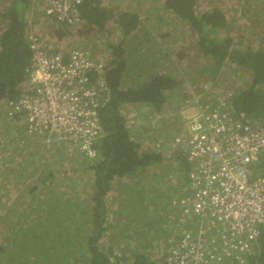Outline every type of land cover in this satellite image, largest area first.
I'll use <instances>...</instances> for the list:
<instances>
[{
	"label": "trees",
	"instance_id": "16d2710c",
	"mask_svg": "<svg viewBox=\"0 0 264 264\" xmlns=\"http://www.w3.org/2000/svg\"><path fill=\"white\" fill-rule=\"evenodd\" d=\"M205 4L84 0L83 20L99 32L111 54L106 74L110 100L100 111L105 136L96 145L99 157L93 161L82 155L89 161L79 158L61 168L64 155L76 153L66 146L59 151L60 145L49 150L41 145L37 152L27 146L35 136H23L19 118L2 119L3 129L23 131L11 139L16 145L6 153L8 143L0 145V150L6 148L0 160L7 162L0 163V264H169L168 247L184 222H178L181 215L172 203L188 194L191 164L182 154L168 158L143 151L123 108L146 106L162 113L168 101L170 107L174 100H186L181 88L188 93L194 85L229 75L231 85L243 84L231 87L235 118L264 126V0H209L207 9ZM33 6L32 0H0V104L22 93L31 64L27 18ZM239 33L249 35L248 45ZM57 34L64 35V29ZM191 57L201 66L183 72ZM197 75L195 84L192 77ZM162 129H157L156 139L165 137ZM27 161L37 166L31 172L38 188L18 195L22 179L33 184L22 172ZM5 166L11 168L8 176L20 179L13 184L16 200L10 201L9 191H4L9 187L2 182L7 177L1 178ZM70 173L76 175L74 181ZM254 173L264 176V162ZM35 200L42 205L32 209L29 204ZM247 264H264V227Z\"/></svg>",
	"mask_w": 264,
	"mask_h": 264
},
{
	"label": "built area",
	"instance_id": "2783aa9c",
	"mask_svg": "<svg viewBox=\"0 0 264 264\" xmlns=\"http://www.w3.org/2000/svg\"><path fill=\"white\" fill-rule=\"evenodd\" d=\"M32 1L27 18L31 64L21 95L0 104V118H19L26 134L42 139L44 149L65 145L96 161L97 142L105 136L100 111L110 100V51L84 22V0ZM233 94V88L218 90L211 81L191 87L179 110H150L144 121L153 133L167 116L180 118L183 132L171 145L165 137L156 139L157 133L136 140L143 151L168 158L182 154L191 164L188 194L172 203L181 215L178 222H184L169 248V264H247L258 248L264 176L254 168L264 162V126L235 118Z\"/></svg>",
	"mask_w": 264,
	"mask_h": 264
},
{
	"label": "rangeland",
	"instance_id": "374dc122",
	"mask_svg": "<svg viewBox=\"0 0 264 264\" xmlns=\"http://www.w3.org/2000/svg\"><path fill=\"white\" fill-rule=\"evenodd\" d=\"M203 4L204 3H206L207 1H209V0H200ZM153 15H154V11H153ZM117 33L118 32H116V35H117ZM250 35H252L251 33H249ZM238 35H244L245 37H246V41H245V43L248 45L249 43H250V40H249V35L247 34H238ZM170 40L171 41H173V38H171L170 37ZM177 50V49H176ZM170 59V61L172 60V59H175V57H173V55H172V57H170L169 58ZM201 66V64H200V61L198 60L197 61V59L196 58H193L192 59V57L189 59V66H185V69L183 70V72H185V70L187 71L188 69H189V67H191V70H193V71H196L199 67ZM175 69H177L175 66H173ZM229 76V75H228ZM228 76L227 75H223V76H221L220 78H218V81L217 82H215V84H216V87H217V89L218 90H223V91H225L226 89H228L227 87H229L230 86V88L233 86V87H239V86H242L243 84H242V82L241 81H236L235 82V85H231L230 83H231V79H228ZM193 78V81H197L195 84H198V82H199V80H198V78H199V76L197 75V76H193L192 77ZM240 80H241V78H240ZM197 87L198 85H194V87ZM187 91V90H186ZM186 91L183 89V88H181V91L180 92H182L183 93V95L186 93ZM177 101H179V100H174V101H172V103L173 104H171V106L174 108V110H179V108L181 107L180 105L181 104H184V102H177ZM169 102V101H168ZM167 107L166 106V108L164 109V111H168V110H171L172 109V107ZM172 115H169V116H167L168 117V119L166 118V119H164L161 123L163 124V129L162 130H165V138H166V143L167 144H172V141L174 140V137L176 136V135H178V134H182V132H183V130H182V128L180 127V118H176V119H172V117H171ZM4 121V120H3ZM2 121V119L0 118V123H1V125H0V138H1V140H0V145L2 144V143H10V141H11V139H17V135L18 136H21V133H22V131H20L19 129H17V130H14V129H12V127H11V129L10 128H8V129H6V128H2L3 127V125L5 124V122H3ZM156 132H158V130H156L155 132H153V133H148L147 135L149 136V134L151 135V136H154L155 135V133ZM147 133V132H146ZM154 139V138H153ZM7 144V149L6 148H2L1 150H0V152H4L3 150L4 149H6L5 150V153L7 152V151H9L10 150V148H14V146L16 145V142H14V143H10L9 145ZM15 150V149H14ZM72 153V152H71ZM81 158V160L85 163L86 162V160H88V159H85V158H83V157H81L82 155H79V154H77L76 153V155L74 156V154L72 155V156H69V155H64V157H63V161H65V162H63V163H60V167L61 168H65V166L67 165L66 163H73V162H78L79 161V158ZM84 156V155H83ZM4 158V157H3ZM78 159V160H77ZM3 160V162L6 164L7 162H5V159H2ZM2 160H0V163H2ZM89 161V160H88ZM12 164H14V163H12ZM16 164H20L19 162H18V160L16 161ZM25 167H26V171H22L24 174H26V176L25 177H28V176H31V178H30V180L33 182V184L32 183H30V181L29 182H25V180L24 179H22V181H21V185H22V190L23 191H19V193H18V195L19 194H21V193H24L25 195H28V193L32 190V188H38L37 186H36V184L38 183H34V181L32 180L35 176L32 174V172H31V169H33L36 165H34L33 163H32V161H31V163H29L28 161L25 163ZM84 165V164H83ZM6 167V166H5ZM37 167V166H36ZM59 170H61L60 168H58ZM11 171V168H8V167H6V171L3 173V174H5L6 176H2L1 178H4V177H7V179H2V182H4V183H6V184H8L9 185V187H4V191H9V193L8 194H6V195H9L8 197H9V199H10V201H11V199H14V200H16L15 199V197H14V194L16 193V191H17V188L15 187V186H13V184L16 182V181H18V180H20V179H18V180H16V178H14L13 176H8V172H10ZM38 172H39V170H37ZM62 171V170H61ZM79 172H81L83 175H85V171L84 170H78ZM6 173H8V174H6ZM170 174V173H169ZM80 175V174H79ZM81 176V178H82V182H84L87 186H88V182H87V180H86V178H85V176H83L82 177V175H80ZM171 178H172V176H170ZM68 178H70V179H72V181H74L77 177H76V175H71V173H70V175L68 176ZM173 179V178H172ZM71 181V182H72ZM70 184H67L66 185V187H68ZM41 202H39L38 200H35V202H31L29 205L30 206H32V209H36L35 207H40L42 204H40ZM29 211H31V210H29ZM26 219V218H25ZM171 226V225H170ZM152 235H154L153 233H152ZM166 237H167V235L166 236H163L162 237V239L163 240H166ZM169 241H170V237H169ZM162 242V241H161ZM152 245H153V243L151 244V247H152ZM165 245V244H164ZM150 247V248H151ZM168 249H169V247H168Z\"/></svg>",
	"mask_w": 264,
	"mask_h": 264
},
{
	"label": "crops",
	"instance_id": "0c3cea01",
	"mask_svg": "<svg viewBox=\"0 0 264 264\" xmlns=\"http://www.w3.org/2000/svg\"><path fill=\"white\" fill-rule=\"evenodd\" d=\"M209 1L206 2L205 7L207 9V3ZM214 2L209 3L211 5H213ZM170 31V30H168ZM117 36H119V31H117ZM187 98V94H184V99ZM170 105V101L168 102V107ZM123 114H125L124 116L127 117V124L129 129L131 130V133L133 135V137L135 136L136 138L134 140H138L139 138H141L144 134V128L148 127V125L144 122L146 121L149 117H150V109L149 107L146 106H135V105H126L123 108L122 111ZM127 113V114H126ZM131 113V114H130ZM133 113V114H132ZM133 117H132V116ZM129 116V117H128ZM23 131V130H21ZM151 131H153L150 127H148L147 131L148 133H150ZM23 136H25V130L23 131ZM42 145V143L40 142L39 138H33L29 141V143L27 144L28 147H30L33 150H36L38 152V150H40V146ZM32 146V147H31ZM65 145H60L59 147H57V149L60 151L61 149H63L62 147H64ZM57 150L55 152H49V153H56ZM73 153V152H72ZM79 158V157H78ZM187 226H185L184 228H186Z\"/></svg>",
	"mask_w": 264,
	"mask_h": 264
},
{
	"label": "bare ground",
	"instance_id": "6f19581e",
	"mask_svg": "<svg viewBox=\"0 0 264 264\" xmlns=\"http://www.w3.org/2000/svg\"><path fill=\"white\" fill-rule=\"evenodd\" d=\"M263 23V22H262ZM168 45V44H167ZM231 68V67H230ZM246 77V76H245ZM250 78V77H249ZM248 80V79H247ZM127 114V113H126ZM131 114V113H130ZM133 114V113H132ZM125 115V114H124ZM132 116V115H131ZM129 117V116H128ZM133 117V116H132ZM172 117V116H171ZM125 118H127L126 116H125ZM126 120V119H125ZM256 123V122H255ZM130 127V126H129ZM157 133V132H156ZM187 160V159H186ZM166 161V160H165ZM164 162V161H163ZM130 180V179H129ZM150 182V181H149ZM134 183V182H133ZM132 183V184H133ZM150 184H151V182H150ZM139 185V184H138ZM147 187V186H146ZM144 188V187H143ZM155 188V187H154ZM156 190V189H155ZM153 192V191H152ZM162 192V191H161ZM123 194V193H122ZM157 194V193H156ZM162 194V193H161ZM182 195V194H181ZM154 220V219H153ZM153 223V222H152ZM154 225V224H153ZM154 231V230H153ZM154 235H156V234H154ZM107 245V244H106ZM111 251H113V250H111Z\"/></svg>",
	"mask_w": 264,
	"mask_h": 264
},
{
	"label": "clouds",
	"instance_id": "9594fccd",
	"mask_svg": "<svg viewBox=\"0 0 264 264\" xmlns=\"http://www.w3.org/2000/svg\"><path fill=\"white\" fill-rule=\"evenodd\" d=\"M201 85H202V84H201ZM186 94H187V98H188V97H189V95H188V93H187V92H186ZM187 98H186V99H187ZM183 101H184V100H183ZM183 101H182V102H183ZM182 102H181V103H182ZM173 109H174V108H173Z\"/></svg>",
	"mask_w": 264,
	"mask_h": 264
}]
</instances>
